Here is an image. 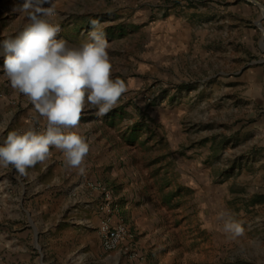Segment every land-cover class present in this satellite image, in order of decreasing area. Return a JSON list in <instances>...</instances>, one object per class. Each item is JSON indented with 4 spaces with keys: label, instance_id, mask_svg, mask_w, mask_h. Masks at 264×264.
<instances>
[{
    "label": "rangeland",
    "instance_id": "374dc122",
    "mask_svg": "<svg viewBox=\"0 0 264 264\" xmlns=\"http://www.w3.org/2000/svg\"><path fill=\"white\" fill-rule=\"evenodd\" d=\"M23 2L0 0V144L9 131L46 126L3 71L2 42L29 23L18 11ZM51 6L57 38L69 45L89 41L91 22H99L112 78L126 84L111 111L98 117L86 106L71 129L89 142L90 158L116 151L110 165L116 176L82 183L79 169L40 165L53 161L52 153L26 174L0 166V264H63L79 245L65 246L53 229L73 212L91 210L80 209L82 192L95 193L88 183L111 189L120 205L116 222L143 229L142 249L136 233L138 264H264V0H51ZM124 182L133 194L128 208L119 195ZM49 194L57 200L53 209L43 199ZM99 204L100 197L97 211ZM226 222L242 233L225 231Z\"/></svg>",
    "mask_w": 264,
    "mask_h": 264
},
{
    "label": "clouds",
    "instance_id": "9594fccd",
    "mask_svg": "<svg viewBox=\"0 0 264 264\" xmlns=\"http://www.w3.org/2000/svg\"><path fill=\"white\" fill-rule=\"evenodd\" d=\"M18 11L27 14L29 23L15 38L2 42L3 71L46 126L40 132L9 131L0 144V166L12 165L26 174L48 159L54 147L69 168L82 172L90 144L71 129L79 125L86 106L95 109L98 117L111 111L127 91L126 84L112 78L109 43L98 21L91 22L89 41L72 46L57 38L61 27L53 22L56 11L51 0H24ZM225 231L239 236L243 229L226 222Z\"/></svg>",
    "mask_w": 264,
    "mask_h": 264
},
{
    "label": "crops",
    "instance_id": "0c3cea01",
    "mask_svg": "<svg viewBox=\"0 0 264 264\" xmlns=\"http://www.w3.org/2000/svg\"><path fill=\"white\" fill-rule=\"evenodd\" d=\"M4 112V109L0 108V113ZM96 136V141L99 138V135ZM92 139V138H91ZM94 155V157L90 158L87 156L85 159L86 161H89L88 164L84 167L83 171V176L80 178V182L83 183V181H86L87 178L89 180H97L100 179L99 177L104 175V177L107 178V175L110 173H113L112 176H116V169H110V165L116 166V151L112 152H107V151H97ZM52 154H54L53 161H48V163H40L42 166H46V168L50 167V164H58L63 165V167L67 168L68 166L66 165L64 161V157L62 153H58L56 149L51 151ZM91 154H93L91 152ZM90 154V155H91ZM114 158L113 160H111ZM111 161V162H110ZM61 165V166H62ZM64 168V169H65ZM116 168V167H115ZM109 179L113 180L111 177ZM116 179V178H115ZM54 183H52L50 186H54L57 184V179L54 178L52 179ZM126 186H124L123 193L122 191L119 193L120 197L123 198L121 200L122 205L126 203L125 208L129 207L130 203L132 202V193H130L131 187H127L126 182H124ZM115 188H116V181H115ZM81 190L85 191L83 189V185ZM50 194L54 192V188L50 190ZM87 193H83L82 197V202H81V210L84 209H90L87 210V212H81L80 214H75L74 212L70 215L68 220H63L62 223L63 225L60 226L58 223L59 221L56 222L55 227L53 229L54 233L60 232L63 234V237H60V240L64 242L65 246L73 245L75 242L78 243L79 247L75 252L71 251V253H68L65 256V261L63 264H138L137 262H132L129 261L123 257L118 252H113V253H106L102 247L101 239L99 237L98 233V227L100 224V217L101 214L98 213L97 209H95L96 202L99 200V197L97 196L96 193H90L86 191ZM44 196L43 199L47 197V202L49 203L48 206L51 207L52 209L57 206V200L53 198V196ZM56 194V193H55ZM130 194V197L128 196ZM132 194V195H131ZM55 196V195H54ZM141 198V197H140ZM124 206V205H123ZM125 208L121 210V214L123 215V218L127 217L125 215ZM124 210V211H123ZM76 211V210H75ZM139 217V216H137ZM126 219V218H125ZM139 219V218H138ZM118 220V219H116ZM136 229H134L137 233V230H139L138 239H139V248L142 249L144 246V241L141 235H143L142 231L143 229L140 227V225L136 222L135 224ZM141 236V237H140ZM79 255V257H75ZM15 258L19 259V255H17ZM35 264V263H32ZM41 264V263H38Z\"/></svg>",
    "mask_w": 264,
    "mask_h": 264
},
{
    "label": "built area",
    "instance_id": "2783aa9c",
    "mask_svg": "<svg viewBox=\"0 0 264 264\" xmlns=\"http://www.w3.org/2000/svg\"><path fill=\"white\" fill-rule=\"evenodd\" d=\"M87 188L100 197L98 211L103 215L98 227L101 243L106 253L118 252L121 257L137 262L141 259L137 235L123 222L114 219L120 213V205L113 192L101 183H88Z\"/></svg>",
    "mask_w": 264,
    "mask_h": 264
}]
</instances>
